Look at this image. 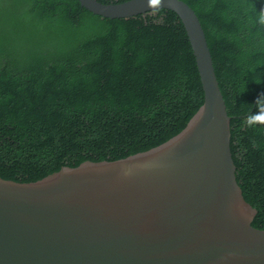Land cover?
I'll use <instances>...</instances> for the list:
<instances>
[{
    "label": "trees",
    "instance_id": "1",
    "mask_svg": "<svg viewBox=\"0 0 264 264\" xmlns=\"http://www.w3.org/2000/svg\"><path fill=\"white\" fill-rule=\"evenodd\" d=\"M117 4L127 0H98ZM197 15L230 117L244 200L264 230V0H182ZM0 178L33 183L63 167L115 161L178 134L203 102L195 59L168 10L93 15L77 0H0ZM245 87V90H244Z\"/></svg>",
    "mask_w": 264,
    "mask_h": 264
},
{
    "label": "water",
    "instance_id": "2",
    "mask_svg": "<svg viewBox=\"0 0 264 264\" xmlns=\"http://www.w3.org/2000/svg\"><path fill=\"white\" fill-rule=\"evenodd\" d=\"M103 18L176 14L203 102L175 136L33 183L0 178V264H264V230L236 181L230 117L202 25L182 0H77Z\"/></svg>",
    "mask_w": 264,
    "mask_h": 264
},
{
    "label": "clouds",
    "instance_id": "3",
    "mask_svg": "<svg viewBox=\"0 0 264 264\" xmlns=\"http://www.w3.org/2000/svg\"><path fill=\"white\" fill-rule=\"evenodd\" d=\"M255 23L264 26V10H261V12L257 14ZM254 106L257 108V111L248 116V126L264 125V95L256 99Z\"/></svg>",
    "mask_w": 264,
    "mask_h": 264
},
{
    "label": "rangeland",
    "instance_id": "4",
    "mask_svg": "<svg viewBox=\"0 0 264 264\" xmlns=\"http://www.w3.org/2000/svg\"><path fill=\"white\" fill-rule=\"evenodd\" d=\"M7 9L3 12H0V14L2 13L4 18H3V23L1 24L2 28L3 27H7L9 26V16H10V10L14 11V9L12 8V4H8Z\"/></svg>",
    "mask_w": 264,
    "mask_h": 264
}]
</instances>
